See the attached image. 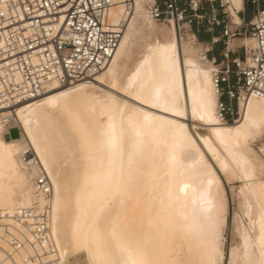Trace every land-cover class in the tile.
<instances>
[{
    "label": "bare ground",
    "instance_id": "1",
    "mask_svg": "<svg viewBox=\"0 0 264 264\" xmlns=\"http://www.w3.org/2000/svg\"><path fill=\"white\" fill-rule=\"evenodd\" d=\"M150 1L131 0L128 11L117 0L109 8L108 21L124 28L112 58L91 80L69 87L50 82L14 111L0 112V210L43 204L34 183L42 170L52 187L55 264L78 251L90 264H216L223 259L226 217L214 162L223 173L241 174L256 205L252 231L238 230L240 247L229 250L228 263L264 264V181L256 176L264 163L236 146L254 141L264 128V95L241 91L239 119H222L214 64L204 53L197 56L186 34L183 73L171 18L170 27L159 28L166 40H147L141 56L122 65L124 39L130 46L158 29L146 12ZM240 6L232 0L228 7L238 22ZM189 113L207 134L195 126L193 134ZM12 127L18 136L7 140L3 134ZM5 225L24 241L30 233L12 217L0 219V264H21L30 247L15 250Z\"/></svg>",
    "mask_w": 264,
    "mask_h": 264
},
{
    "label": "built area",
    "instance_id": "2",
    "mask_svg": "<svg viewBox=\"0 0 264 264\" xmlns=\"http://www.w3.org/2000/svg\"><path fill=\"white\" fill-rule=\"evenodd\" d=\"M116 1L0 0V112L14 111L17 104L37 96L50 82L69 87L91 80L102 70L112 58L124 28L123 23L112 25L108 21V10ZM124 1L130 11L131 0ZM240 1L237 14L242 11L244 0ZM249 1L256 9L248 24L254 47L245 48L243 58L231 59L227 52L220 61L211 58L222 119L239 115L241 91L264 95V8L260 0ZM204 3L209 4V15L202 11ZM214 3L222 17L215 14ZM231 3L232 0H165L160 5L152 0L146 12L154 21L167 22L171 18L178 32L183 24L205 18L211 25H222L221 36L227 41L244 32L242 22L231 19ZM218 41V37L212 38L213 43ZM34 183L45 202L0 210V219L12 217L30 233L24 241L11 235L5 225L15 250L30 247V252L21 255V264H55L51 257L55 252L50 231L51 183L42 170L34 176Z\"/></svg>",
    "mask_w": 264,
    "mask_h": 264
},
{
    "label": "rangeland",
    "instance_id": "3",
    "mask_svg": "<svg viewBox=\"0 0 264 264\" xmlns=\"http://www.w3.org/2000/svg\"><path fill=\"white\" fill-rule=\"evenodd\" d=\"M146 6V5H145ZM144 8V7H143ZM144 10V9H142ZM135 16L132 15V17L129 19L126 29H130L132 26V20H135ZM140 22H144V18L142 16L138 17ZM205 19V18H204ZM204 19L200 20L197 19V22L204 21ZM143 21V22H142ZM193 21V20H192ZM157 28L161 29L164 25L170 27V23L168 22H162V21H154ZM191 23H185V25H182V29L180 32L177 31L176 27V37L178 40L179 45V51L181 55V65H182V71L183 73L188 69V62L182 56V50H181V38H185L186 34L190 37L187 41H191L192 47L196 48L195 51L197 52V56H201L203 54L204 48L207 47V42H200L199 40L195 39L193 36V29L191 27ZM131 25V26H130ZM159 26V27H158ZM157 29V30H158ZM151 31V32H143L141 35H139L135 40L132 41L131 45L128 46V40L124 39L123 44V50L125 53H127V56L123 58V61L120 63L122 65H129V67L132 65V63L135 62L136 59H138L141 56L142 53V47L143 44L146 43V41L150 40L153 41L155 37H159L160 40H166L168 38V35L163 33L161 30ZM163 33V34H162ZM157 35V36H156ZM164 35V36H163ZM249 36V35H248ZM167 37V38H166ZM250 37V36H249ZM149 38V39H148ZM144 41V42H143ZM245 48L248 50L252 47L253 43L252 40L249 39V43L244 42ZM142 50V51H141ZM204 55V54H203ZM207 57V56H206ZM208 59H211L207 57ZM198 62L204 63V61L198 59ZM131 64V65H130ZM207 65L206 63H204ZM210 64V63H209ZM124 74L121 76V81L124 79ZM118 98L122 97L119 94H116ZM223 100H225V96L222 97ZM240 115L236 114L233 117H229L225 119L227 123H234L236 120H238ZM236 119V120H235ZM235 120V121H234ZM187 123L189 124V127L191 128V131L193 134L194 132V126L196 127V130L200 134H207L208 129L204 125H198L197 122H195L192 115L189 113L187 118ZM5 133V132H4ZM196 135V134H195ZM18 136V129L17 127H13L9 130V133L3 134V137L7 140L11 138H16ZM239 149H243L244 146L247 147L250 151L248 153V156L252 159L254 158V155L260 160L261 163H264V152H261L260 149L264 148V128L261 129V132L255 137V140L252 142H248L245 145L238 144L236 145ZM210 159V157H209ZM215 170L217 172V175H219V178L221 180L222 184V190H221V203L223 205L224 214H225V223L222 226L221 229V237H220V247L223 252V259L220 261H217L216 264H229L228 262V253L229 250L232 247H240L239 244V237H238V230L247 229L249 231H252L253 227V221L256 216V205L252 198V196L249 193L248 190V183L246 185V180L241 177V174L236 169H230L228 172H222L219 170L218 166L212 162ZM256 176L258 179L264 181V169H259L256 172ZM245 185V186H244ZM247 189H246V188ZM247 191V192H246ZM249 193V194H248ZM254 203V204H253ZM252 222V224H251ZM252 225V226H251ZM239 244V245H237ZM90 264L88 263V260H86V256L84 252L78 251L73 254H69L66 258V261L64 264Z\"/></svg>",
    "mask_w": 264,
    "mask_h": 264
},
{
    "label": "crops",
    "instance_id": "4",
    "mask_svg": "<svg viewBox=\"0 0 264 264\" xmlns=\"http://www.w3.org/2000/svg\"><path fill=\"white\" fill-rule=\"evenodd\" d=\"M160 5L163 4L165 0H156ZM179 4L181 6L184 5L183 1H180ZM215 14L218 17H222L223 14L221 10L218 8L217 4L214 3ZM260 7L264 8V0H260ZM255 6L249 1L244 0L242 3V11L238 14V18L243 24L244 32L241 35H236L230 37L227 41H225L222 36V25H211L204 19V21L197 22L196 20L192 21L191 27L193 29V33L197 40L202 42H207L208 45L204 48V51H207L206 56L209 58L214 57L217 61L222 60L223 53H228L229 58H243L245 54V43H249L250 35L248 34L249 26L248 24L252 20L255 13ZM202 11L206 12L207 15L210 14V7L208 3L203 4ZM231 13V12H230ZM232 20L234 22H238L232 16ZM239 20V19H238ZM249 35V36H248ZM218 37L219 41L216 43L212 42V38ZM206 57V58H207ZM208 59V58H207ZM210 61V59H208ZM211 62V61H210ZM212 64V63H211ZM213 65V64H212Z\"/></svg>",
    "mask_w": 264,
    "mask_h": 264
},
{
    "label": "snow or ice",
    "instance_id": "5",
    "mask_svg": "<svg viewBox=\"0 0 264 264\" xmlns=\"http://www.w3.org/2000/svg\"><path fill=\"white\" fill-rule=\"evenodd\" d=\"M260 151H261V152H264V148H261ZM86 264H87V262H86Z\"/></svg>",
    "mask_w": 264,
    "mask_h": 264
}]
</instances>
